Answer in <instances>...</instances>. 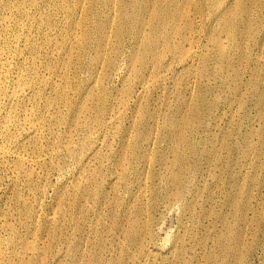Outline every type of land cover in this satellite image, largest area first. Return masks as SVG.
<instances>
[{"label": "rangeland", "instance_id": "1", "mask_svg": "<svg viewBox=\"0 0 264 264\" xmlns=\"http://www.w3.org/2000/svg\"><path fill=\"white\" fill-rule=\"evenodd\" d=\"M0 20V264H264V0Z\"/></svg>", "mask_w": 264, "mask_h": 264}, {"label": "bare ground", "instance_id": "2", "mask_svg": "<svg viewBox=\"0 0 264 264\" xmlns=\"http://www.w3.org/2000/svg\"><path fill=\"white\" fill-rule=\"evenodd\" d=\"M13 2H14V1H13ZM115 2H116V1H115ZM34 3H35V2H34ZM22 4H23V3H22ZM22 4H21V7H22ZM3 5H4V4H3ZM5 5L9 6L8 4H5ZM17 5H20V3L17 4ZM34 5H35V4H34ZM10 7H11V6H9L8 8L10 9ZM15 7H16V6H14V8H15ZM17 7H18V6H17ZM24 8H25V7H24ZM4 9H5V8H4ZM6 9H7V7H6ZM17 9H20V8H17ZM7 10H8V9H7ZM23 10H24V9H23ZM12 12H13V11H12ZM3 13H4V12H3ZM182 14H183V13H182ZM5 17H6V16H5ZM7 17H9V16H7ZM10 17H11V16H10ZM10 17H9V18H10ZM2 18H4V17L2 16ZM11 18H12V17H11ZM11 18H10V19H11ZM10 19H9V20H10ZM6 20H7V19H6ZM0 21H1V20H0ZM8 22H9V21H8ZM225 22H226V21H225ZM10 24H11V23H10ZM10 24H9V25H10ZM2 25H3V24H2ZM7 25H8V24H7ZM3 27H4V26H3ZM16 27H17V26H16ZM7 28H8V26H7ZM7 28H5V29H7ZM17 28H18V27H17ZM12 29L14 30L15 28H12ZM12 29H11V30H12ZM3 30H4V29H3ZM9 30H10V28L7 29V31H9ZM11 30H10V31H11ZM1 31H2V30H1ZM1 31H0V32H1ZM4 31H5V30H4ZM7 31H6V32H7ZM6 32H5V33H6ZM11 32H12V31H11ZM1 33L3 34V32H1ZM17 34H18V33H17ZM0 35H1V34H0ZM3 35H4V34H3ZM7 35H8V34H7ZM7 35H6V36H7ZM10 35H11V34H10ZM18 35H19V34H18ZM8 36H9V35H8ZM15 36H16V34H15ZM6 38H8V37H6ZM9 38H10V36H9ZM12 38H13V35H12ZM12 38H10V40H11ZM16 38H17V37H16ZM16 38H15V39H16ZM1 40H2V39H1ZM16 40H17V39H16ZM6 41H7V39H6ZM14 41H15V40H14ZM14 41H13V42H14ZM11 42H12V41H11ZM0 43H3V42H0ZM16 43H17V42H16ZM5 44H6V43H5ZM5 44H4V45H5ZM9 44H10V42H9ZM10 45H11V44H10ZM8 46H9V45H8ZM15 46H16V45H15ZM2 47H3V46H2ZM5 48H6V47H5ZM10 48H11V47H10ZM15 48H16V47H15ZM1 49H2V48H1ZM6 49H8V47H7ZM2 50L5 51V49H2ZM2 50H1L0 52H2V54H3L4 51H2ZM9 51H10V49H8V51H6V52L8 53ZM9 53H11V52H9ZM13 53H14V54H17V53H15V52H13ZM0 55H1V54H0ZM4 55H5V54H4ZM8 55H9V54H8ZM10 55H12V53H11ZM2 56H3V55H2ZM14 56L16 57V55H14ZM0 57H1V56H0ZM5 57H6V56H5ZM5 57H4V58H5ZM8 57H10V56H8ZM12 57H13V56H12ZM17 58H18V57H17ZM34 59H35V58H34ZM0 60H1V59H0ZM6 60H7V59H6ZM6 60H4V61H5V62H8V61H6ZM12 60H15V59L13 58ZM12 60H11V61H12ZM18 60H19V58H18ZM2 61H3V60H2ZM2 61H0V63H2ZM13 63H14V62H13ZM13 63H12V64H13ZM9 64H10V62H9ZM12 64H11V67H12ZM14 64H15V63H14ZM2 65H3V63H2ZM2 65L0 64V95H1L2 92H6L5 78H7V77H6L7 74L5 75V73H4V71H3L2 67H1ZM15 65H16V64H15ZM17 65H18V64H17ZM6 67H7V66H6ZM14 68H15V67H14ZM17 68H19V67H17ZM9 69H10V68H8V70H9ZM11 69H12V68H11ZM6 70H7V69H6ZM12 70H14V69H12ZM6 72H7V71H6ZM17 73L19 74L18 71H17ZM8 74H9V72H8ZM12 74H14V73H12ZM9 76H10V74H9ZM16 76H17V75H16ZM19 76H20V74L18 75V77H19ZM14 77H15V76H14ZM22 77H23V76H22ZM9 78H10V77H9ZM16 78H17V77H16ZM12 79H13V78H12ZM7 80H8V78H7ZM15 80H18V79H15ZM15 80H14V81H15ZM10 81H12V80H10ZM18 81H19V80H18ZM18 81H17V82H18ZM24 81H25V80H24ZM20 82H21V81H20ZM10 83H11V82H10ZM14 83H15V82H14ZM11 84H12V83H11ZM9 85H10V84H9ZM14 86H15V85H14ZM22 86H23V85H22ZM13 88H14V87H13ZM17 88H18V87H17ZM19 88H20V86H19ZM7 89H8V87H7ZM8 90H9V89H8ZM15 90H16V89H15ZM26 90H27V89H26ZM11 91H12V90H11ZM16 91H17V90H16ZM18 92H19V91H18ZM7 93H8V92H7ZM7 93H6V95H7ZM19 93H20V92H19ZM19 93H18V94H19ZM16 94H17V93H16ZM4 95H5V94H4ZM14 95H15V94H14ZM10 96H13V95L11 94ZM10 96H9V97H10ZM18 96H19V95H18ZM13 97H15V96H13ZM9 99H10V98H9ZM16 99H17V98H16ZM6 100H7V99H6ZM13 100H14V99H13ZM14 101H15V100H14ZM2 102H3V100H2ZM2 102H1V103H2ZM8 102H9V101H8ZM8 102H6V103H8ZM11 103H13V102H11ZM9 104H10V102H9ZM6 105H7V104H6ZM6 105H5V106H6ZM8 106H9V105H8ZM0 108H1V107H0ZM4 118H5V117H4Z\"/></svg>", "mask_w": 264, "mask_h": 264}]
</instances>
